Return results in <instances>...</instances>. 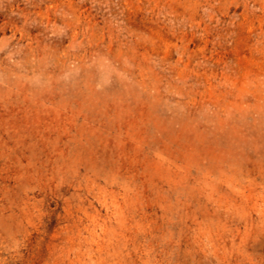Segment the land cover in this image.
<instances>
[{"label":"rangeland","instance_id":"rangeland-1","mask_svg":"<svg viewBox=\"0 0 264 264\" xmlns=\"http://www.w3.org/2000/svg\"><path fill=\"white\" fill-rule=\"evenodd\" d=\"M0 264H264V0H0Z\"/></svg>","mask_w":264,"mask_h":264}]
</instances>
